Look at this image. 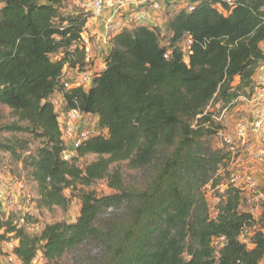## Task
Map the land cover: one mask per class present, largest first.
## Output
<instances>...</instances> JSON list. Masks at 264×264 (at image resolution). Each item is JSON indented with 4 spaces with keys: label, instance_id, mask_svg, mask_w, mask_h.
Listing matches in <instances>:
<instances>
[{
    "label": "trees",
    "instance_id": "trees-1",
    "mask_svg": "<svg viewBox=\"0 0 264 264\" xmlns=\"http://www.w3.org/2000/svg\"><path fill=\"white\" fill-rule=\"evenodd\" d=\"M0 1V104L17 118L8 130L42 142L31 149L0 141V149L29 170L39 210L67 211L75 197L81 204L75 220L35 233L25 228L28 217L19 226V215L0 216L1 238L19 239L20 264H37L39 253L43 264H59L84 243L99 247L90 264H264V211L257 218L241 207L227 153L212 144L222 126L208 109L253 89L264 62V0H186L192 9L169 10L163 24L131 23L109 34L111 49L91 85L70 88L63 70L87 65L82 37L91 13L70 0ZM57 92L63 112L96 116L103 130L82 140L70 160ZM88 155L96 158L81 167ZM123 163L151 171L150 180L131 186ZM100 180L113 192L91 190ZM209 184H227L213 215ZM246 229L250 243L241 239Z\"/></svg>",
    "mask_w": 264,
    "mask_h": 264
},
{
    "label": "built area",
    "instance_id": "built-area-1",
    "mask_svg": "<svg viewBox=\"0 0 264 264\" xmlns=\"http://www.w3.org/2000/svg\"><path fill=\"white\" fill-rule=\"evenodd\" d=\"M232 3L233 0H226ZM143 4H150L154 11L161 9L159 0H81L79 6L89 11L90 19L100 17L104 9H111V14L107 18L105 26L107 36L112 32L121 30L129 26L131 23H143L148 20L145 14L136 13L134 7ZM177 3H172L173 7ZM2 3L0 1V7ZM188 9H192L191 4H187ZM125 13V20L122 15ZM88 28V23H87ZM82 47L86 53L87 65L80 68L65 67L62 74V82L65 88L73 86L89 87L93 81L95 69L91 66L95 57V44L88 33L85 31L82 37ZM262 53L264 55V42L261 43ZM253 89L248 90L247 94L242 95L234 100L231 104L220 106V113L216 114L214 110L215 120L221 124L222 129L219 132L220 141L218 148L227 153V172L230 183L240 188L243 193L241 207L249 210L255 217H259V203L264 200V192L260 191V185L256 179L258 174L257 164L264 163V62H262L256 70L253 77ZM55 106L60 111V124L63 132V139L67 149L63 153L65 160H70L76 153L75 147L88 137L99 135L103 130L99 127L98 119L93 115H84L78 109H72L63 112L61 109L64 104L63 92H57L53 98ZM212 105V104H211ZM211 105L208 107L210 109ZM89 116L93 123V128H89L82 123V118ZM6 177L0 171V216L7 218L15 205L19 203V199L24 196L26 185L23 181L12 180ZM227 187V184H223ZM20 211L22 209H19ZM32 213L20 212V224L22 226L27 216ZM217 214V212H216ZM260 214V215H258ZM38 232L42 229L40 223L27 224V226ZM4 231H0V235ZM250 231L246 229L241 239L250 243ZM11 237L9 241L1 240L0 248L3 250L7 261L10 264H20L21 261L14 252L19 243V239L14 234H8ZM222 236L215 240L216 245H220L225 241Z\"/></svg>",
    "mask_w": 264,
    "mask_h": 264
},
{
    "label": "rangeland",
    "instance_id": "rangeland-1",
    "mask_svg": "<svg viewBox=\"0 0 264 264\" xmlns=\"http://www.w3.org/2000/svg\"><path fill=\"white\" fill-rule=\"evenodd\" d=\"M81 0H70V6L72 8L76 7V2L78 5ZM170 4L172 3H179L181 4L183 0H168ZM220 105L218 102L212 103L210 110H214L216 114L220 113ZM17 123V118L14 116L12 110L4 104H0V141L2 143H19L20 141L27 142L28 146L31 149H35L41 145V140L35 138L31 134L28 133H19L8 130L10 125ZM82 123L84 125L87 124L89 128H93L92 120L89 116H85L82 118ZM220 141V136L216 135L212 138V144L215 148H218ZM96 158L95 155H88L84 158L79 160V165L84 167L87 163L91 162ZM123 168L125 178L127 182L131 186L135 187H143L147 181L150 180L151 171H136L130 170L126 167V164H121ZM223 167V166H222ZM221 167L219 174L224 176L225 169ZM259 168L258 174L256 175V179L260 185V191L264 192V163L257 164ZM0 171L6 177L10 178V182L12 180H19L23 181L26 185L24 196L19 199V203H17L10 212V214L18 217L20 212L22 213H32V215L28 214V218L30 220V224L32 223H40L42 226L44 224L55 223L58 221H73L76 219L77 215L80 211V201L77 197H75L72 201V205L70 206L69 210L65 211L59 207H55L51 210L48 209H41L39 210L36 206V199L38 198V188L37 184L32 180L29 170L26 169L23 163L17 161L9 152L0 149ZM225 185V184H224ZM226 186L223 184L213 188L211 184L207 185L204 188L205 195L207 196L210 212L213 213L216 211V205L219 203V197L221 194L224 193ZM91 190H94L99 196L110 194L113 192L111 188L108 187L106 180H100L95 185L91 187ZM66 193L68 195L71 194L70 190H67ZM19 209H22L21 211ZM264 211V200L259 203V211L258 213H262ZM217 212V211H216ZM215 212V214H216ZM260 215V214H258ZM26 230L29 233H35L29 225H25ZM12 236L5 235L4 238H1L2 241H9ZM2 254L0 255V264H10L5 255L3 250ZM99 252V247L93 243H84L80 245L78 248L72 250L71 252L67 253L60 261L59 264H90L92 257H94ZM35 262L37 264H43L44 259L42 254L39 253L38 257L36 258Z\"/></svg>",
    "mask_w": 264,
    "mask_h": 264
},
{
    "label": "crops",
    "instance_id": "crops-1",
    "mask_svg": "<svg viewBox=\"0 0 264 264\" xmlns=\"http://www.w3.org/2000/svg\"><path fill=\"white\" fill-rule=\"evenodd\" d=\"M161 4V9L159 11H154L150 4H143L138 7H134L136 13H143L148 18L147 21L143 22V24H163L166 20L167 13L169 10L174 8H180L189 4L186 0H183L181 4L177 3L175 7H173L168 0H159ZM78 5V2H76ZM111 14V9L106 8L101 13L100 17L97 19H90L88 22V33L91 35L94 44H95V57L92 60L91 66L95 70L102 69L104 66V58L106 54L111 49V43L107 36V29L105 26L107 18H109ZM125 13L122 15V19L125 20Z\"/></svg>",
    "mask_w": 264,
    "mask_h": 264
}]
</instances>
